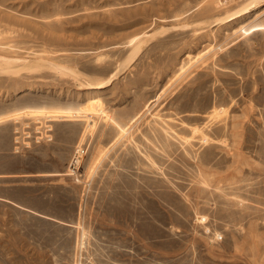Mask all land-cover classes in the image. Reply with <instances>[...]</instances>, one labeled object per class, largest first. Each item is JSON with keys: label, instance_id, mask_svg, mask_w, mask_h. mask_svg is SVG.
I'll return each instance as SVG.
<instances>
[{"label": "rangeland", "instance_id": "1", "mask_svg": "<svg viewBox=\"0 0 264 264\" xmlns=\"http://www.w3.org/2000/svg\"><path fill=\"white\" fill-rule=\"evenodd\" d=\"M240 1L0 0V59L114 78L0 80V108L32 128L50 123L30 110L102 108L13 160L0 126V264H264V31H238L264 5L213 23Z\"/></svg>", "mask_w": 264, "mask_h": 264}, {"label": "bare ground", "instance_id": "2", "mask_svg": "<svg viewBox=\"0 0 264 264\" xmlns=\"http://www.w3.org/2000/svg\"><path fill=\"white\" fill-rule=\"evenodd\" d=\"M262 5H264V0H243V1H240L235 7L231 8L230 10L225 11L221 17H217L215 22H213V21L212 22L214 24H216V23H224V22L232 21L236 18H239V17L251 12L254 9L255 10L258 9ZM46 8H48V7H46ZM262 11H264V10H262ZM255 19H257V18H255ZM262 24H256V25L252 24L250 26L242 25L238 28V31L241 32V34H243V36L244 35L245 36L251 35L253 32L264 31V24L263 25ZM235 30H237V29H235ZM163 32H164V30L160 29V30L156 31L153 35L149 34L148 36H146L144 38H140V37L132 38L127 43V45L129 46V50L126 54V57L124 58V60H122V63L120 64V65H122L120 67V69L124 68L126 65L131 64L135 60V58L138 56V54L141 52V50L145 46V44L152 37H154L155 35H160ZM48 72L51 74L58 75L60 78H65V79L69 78V79L77 82L80 85V88L83 90H86V91H100V90L106 89L108 86L111 85L112 81H114V78L112 77L113 75H109V76H105V77H102V76L82 77L75 70L65 69V67L59 68L57 65H55L51 62H47L46 60L41 59V58H37V59H33V60H25V61H16V60L7 59V58L0 59V75L1 76H6L9 78L23 77V78L27 79L28 77H31L33 75H39V74H44V73H48ZM25 82L29 83L30 81L27 79ZM95 102H96V100L91 99L88 102V106L82 110H71V111L60 110V109H52V110L49 109V110L56 113L58 115L59 120H61V121H63L64 118H66L68 116L76 117V116L80 115L81 117H85L84 123H85V128H87L91 125V123L93 121V114L95 112H98V111L100 113H102V108L97 107V105L94 104ZM72 119H76V118H72ZM108 121H110V120H108ZM112 123H114V121ZM85 130H84V132H85ZM93 130H94V128H93ZM121 131H123V130H121ZM91 132H93V131L91 130ZM83 136H84V134H83ZM83 138L85 139V137H83ZM81 139H82V137H81ZM76 150H77V148H76ZM154 164L155 163H153V165ZM58 174H55V175H58ZM61 175H62V173H61ZM221 236L215 234L216 239L222 240L221 238H223V236L222 237ZM216 239H214V240L216 241ZM81 249H82V247H81Z\"/></svg>", "mask_w": 264, "mask_h": 264}, {"label": "crops", "instance_id": "3", "mask_svg": "<svg viewBox=\"0 0 264 264\" xmlns=\"http://www.w3.org/2000/svg\"><path fill=\"white\" fill-rule=\"evenodd\" d=\"M0 80L14 81L16 83H20L23 85L27 84V82H25L27 79L23 78V77L9 78V77L0 75ZM84 91H86V90H84ZM3 94H4V92L1 91L0 96H2ZM46 103H51V102H50V100H46ZM27 108L31 109L33 107H27ZM12 110H13V108H6V107L0 108V126H1V128L4 129V131L2 132L4 135V141H3L4 142V149L7 153V155L9 156V158L11 160H13L17 157H25V156H29V155H39V154L45 153V151L54 143V139L50 143L44 142L42 144L33 145L29 149H23V148L17 147V145L15 144V141H14V132H13L16 125L11 120L12 118L9 117V112ZM71 110L72 109H70L69 111H71ZM30 111L42 112L44 114L47 113L45 116L49 120L54 122L53 123V136L55 137L56 127L59 125V122L61 121V120H59L58 115L56 113L52 112L51 110L47 109V108H38L36 110H30Z\"/></svg>", "mask_w": 264, "mask_h": 264}, {"label": "built area", "instance_id": "4", "mask_svg": "<svg viewBox=\"0 0 264 264\" xmlns=\"http://www.w3.org/2000/svg\"><path fill=\"white\" fill-rule=\"evenodd\" d=\"M15 123L14 129V141L17 147L23 149H29L33 145L41 144L44 142H50L52 140V132H53V121L47 120L50 124L41 125L40 121H37L36 127H31L33 123L25 121V119H11ZM52 124V125H51ZM74 155L72 160L68 164V174L70 176H74L77 163L79 162V156L84 152L83 149L78 148L74 151ZM78 178V177H77Z\"/></svg>", "mask_w": 264, "mask_h": 264}]
</instances>
